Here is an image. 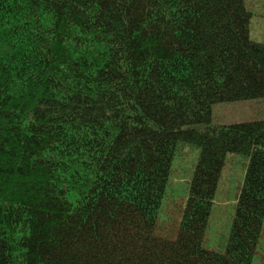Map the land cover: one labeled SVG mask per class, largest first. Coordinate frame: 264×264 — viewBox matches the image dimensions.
<instances>
[{
	"label": "trees",
	"instance_id": "obj_1",
	"mask_svg": "<svg viewBox=\"0 0 264 264\" xmlns=\"http://www.w3.org/2000/svg\"><path fill=\"white\" fill-rule=\"evenodd\" d=\"M247 0H0V264H253L264 99ZM179 146L200 151L175 240L157 235ZM228 154L249 158L227 248L205 247Z\"/></svg>",
	"mask_w": 264,
	"mask_h": 264
},
{
	"label": "rangeland",
	"instance_id": "obj_2",
	"mask_svg": "<svg viewBox=\"0 0 264 264\" xmlns=\"http://www.w3.org/2000/svg\"><path fill=\"white\" fill-rule=\"evenodd\" d=\"M249 9L256 11L252 21V39L264 43V0H247ZM214 123L232 125L264 119V99L217 104L213 108ZM200 151L196 147L179 146L172 166L164 200L157 206V235L175 240L182 222L190 183ZM249 158L228 154L218 193L209 219L205 247L225 251L238 211V199L244 185ZM253 264H264V227Z\"/></svg>",
	"mask_w": 264,
	"mask_h": 264
}]
</instances>
